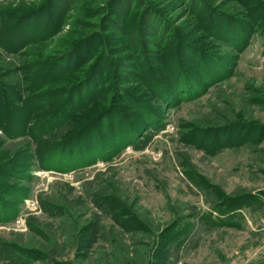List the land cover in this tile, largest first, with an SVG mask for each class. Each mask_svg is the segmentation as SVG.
<instances>
[{
	"label": "rangeland",
	"instance_id": "374dc122",
	"mask_svg": "<svg viewBox=\"0 0 264 264\" xmlns=\"http://www.w3.org/2000/svg\"><path fill=\"white\" fill-rule=\"evenodd\" d=\"M133 1L128 6L122 0H74L64 16L56 19L58 29L50 33L47 17L56 9L43 12V0H0V25L14 23L23 28V34L16 37L7 38V31L0 34V87L14 75L22 76L23 60L49 63L68 50L67 42L80 35L87 37L100 26L104 35L118 40L113 46L100 47L103 53L108 52L109 62H101L98 49H94L83 61L69 63L72 68L64 77L36 81L31 92L42 95L48 91L50 98L44 101L48 110L53 106L60 110L80 93L77 88L73 93V86L84 83L82 91L90 89L95 95L78 109L91 117L97 133L111 137L118 123L124 135L141 139L138 145H124L106 161L99 159L77 170L43 169L31 159L24 171L12 153L20 149L17 143L24 148L27 138L9 139L0 132V255L27 253L32 258L26 264H50L35 256L38 249L54 242L62 249L57 258L77 260L75 264H91L97 258L100 264H123L125 258L129 264H246L264 257V134L252 143L248 138L242 143L233 141V146L218 148L213 154L180 140L185 127L197 132L195 138L205 136L202 142L208 143L217 129L227 128L217 133L223 140L226 134L232 138L243 135L244 125H254L253 134L257 125H264V0ZM150 6L162 11L152 23ZM243 21H253L252 29L243 30ZM206 25L218 26L213 37L206 33ZM147 27L148 33L144 31ZM40 34L44 37L39 38ZM185 46L209 63L205 66L208 73L188 75L197 84H179L175 92H167L169 96L155 97V80L170 75L163 70L172 71L175 79V74L191 69L188 61L179 60L186 68L181 71L176 67L179 63L170 64L178 61V52ZM12 47L17 50L12 52ZM82 51L76 56L83 55ZM60 57L54 63L64 59ZM144 62L145 70L127 67ZM96 64L105 65L103 71L98 69L100 75L90 77L97 73ZM91 67L95 68L93 74ZM88 79L95 81L87 84ZM131 98L142 102L147 111L156 109L155 127L139 119ZM126 123L138 127H133V132L125 130ZM108 125L113 126V132H108ZM83 140L69 144L73 148L67 144L66 152L71 148L76 157L85 156L88 150L78 144ZM54 150L52 159H59L61 153ZM65 158L66 154L61 160ZM105 177H111L133 199L148 225L146 231L120 230L113 218L89 204L85 192ZM42 201L57 208L44 212ZM224 206L226 213L221 212ZM74 210L83 211L82 218L92 221L91 242L84 250L79 238L71 247L59 237L75 236L78 231L71 219ZM60 222L65 223L61 229ZM180 224H189V228L178 237V245L163 247L164 238ZM116 237V243L110 241Z\"/></svg>",
	"mask_w": 264,
	"mask_h": 264
},
{
	"label": "trees",
	"instance_id": "16d2710c",
	"mask_svg": "<svg viewBox=\"0 0 264 264\" xmlns=\"http://www.w3.org/2000/svg\"><path fill=\"white\" fill-rule=\"evenodd\" d=\"M122 1L126 2L128 6L132 2H134L133 0H122ZM73 3L74 0H43V6L41 8L43 12L47 11L51 7L56 9L54 14L49 15L47 17V20H49V25L47 27L50 26L51 29V30L49 29L50 33L58 29L55 28L57 25L56 19L63 17L65 11H67L70 7H72ZM148 9L150 11V14H152L150 17L154 20L152 21L149 17L150 23L155 22L157 19L160 18L162 11L152 6L148 7ZM125 14L127 17L128 13ZM243 22H244L243 30L252 29V26L254 25L253 21H248V22L243 21ZM47 27L44 26L43 29ZM98 27H99L98 29L99 31H94V32L91 31L92 33L87 37H83L82 35H80L79 38H77L76 40L67 42L65 48L68 50H66L65 52H60L57 55V57L52 59L49 63L37 62L36 59L35 60L33 59L32 61L23 60L22 61L23 70L21 74L22 76L18 77L14 75V77H12L10 81H8L7 83H2V86L0 87V132L4 135V137L9 139L10 138L24 139L25 137L27 138V140L25 141L26 144L25 147L23 148L21 147L22 144L17 143L19 144L20 149H17L15 152L12 153V155L13 154L15 155L18 163L21 164L22 170L28 171L29 169L28 167L31 165L30 162L31 159H35L37 161V166L43 169H54L56 171H62V172L72 169L77 170L82 166L96 162V160L100 159L106 161L110 159L112 156L116 154L118 149H120L126 144L138 145V143H140L141 139L134 138L132 140L131 136L124 135L121 130L123 129V127H121L122 125L118 123H117L118 129L115 132H113V130H110L113 128V126L108 125L107 127V130H109L108 132L109 133L113 132L111 134L112 135L111 137L107 136V134L97 133L95 131V129L93 128L94 122L90 121L91 117L89 116L88 118L83 112H79V109H81L80 107H83L84 104L90 102L92 96L95 95L93 92H90L91 90L88 89V87L86 88L88 90H86L85 93L82 91L83 90L82 86L84 85V83L82 85L80 83H77L76 86H73V88L71 87L72 89L70 88L71 91H74L75 88H77L75 91L78 90L80 93L76 98L73 95V100H68L67 106L63 107L60 110H58V107L56 106H53V109L48 110L47 108L48 103L44 102L46 101V99L50 98V93H48V91L47 93H43L44 95H46L45 98L43 94L42 96L39 93L31 92L34 89L36 81L40 79H48V78L57 79L59 77L60 78L64 77V75L68 74V71L72 68V65L69 68V63H71L73 60L75 64L78 63L79 61H83L87 56L88 57L90 56L89 54H91L94 51V49H98L99 56L101 57V62H104V60H106V62H109L108 52L103 53V50H100V47L102 46V44L113 46L118 42V40L114 39L112 36L109 37L108 35H104L102 29H100V26ZM0 28L2 29V32H0L1 35L3 31H7L8 34L7 38H9L10 36L16 37L17 35L23 34V28H21L19 24L12 23L9 26L1 24ZM217 28H215V25L204 26L206 33L207 32L211 33L209 34L210 37H213L216 34ZM147 30L150 31V27L144 29V31L148 33ZM43 37H44L43 34H40L39 38H43ZM15 42L16 44H19V42L17 41ZM2 46L6 49V46L4 45ZM186 48L189 49V54ZM16 50H17L16 48L12 47L11 51L15 52ZM79 50H83L82 52H84V54L81 56H76ZM197 52L198 51L193 52V50H190V48L186 46L182 47V49L179 50L178 61L174 62V64L173 63L170 64L175 65L176 63H179L176 65V67L178 68L177 70L180 69L182 70L183 68L184 69L186 68L183 67V65H181V61L182 62L188 61L191 62V69L182 70L184 72L188 71V74L187 72L186 73L182 72L181 75L180 72L178 74H175L173 72V74L176 75L175 79H172V71L166 72L165 70H163L165 74L170 73V75L162 76L161 81L158 78L157 80H155L156 82L155 85L158 87L155 90V97L164 98V96L165 97L169 96L167 92L169 90L170 91L174 90L175 92L180 85H192L195 82L197 84V81L194 78L190 77L191 74L193 76L194 73L197 72L196 74L204 76L208 73L207 69L205 71V66H208L209 63L206 61H201L203 58L200 56L201 54ZM58 56H61L60 58H64V59L62 61H60L61 59H58L57 60L58 62L54 63V61L58 58ZM104 66L105 65H101V64L97 65L96 74H93V70L95 68L91 67L90 71L92 72L93 75L90 77L95 78L99 76L100 72L98 71V69L103 71ZM127 67H129L132 70L136 69L137 72L138 69L145 70L146 63L144 62V64L141 63L139 65L130 64ZM29 68H32L34 70L37 69L36 71L38 72L36 73L30 72ZM155 70H158V67L155 68ZM135 76L136 78H141V76H138L137 74H135ZM94 81L95 79L94 80L88 79L86 83L89 84V83H93ZM75 91L73 93H75ZM130 104L138 111L137 114L139 115V119L144 120L145 122L143 123L146 126L153 128L157 125L158 121L156 120H158L157 118L158 115L156 116L157 113L156 109L152 110L153 112L147 111L143 103L140 102L138 99H134V98L130 99ZM132 122L133 125L137 124V122L134 121ZM69 123H73L72 126L68 129H65L63 131V135L60 134L61 129L69 125ZM133 125L126 123L125 130L129 129L132 130L133 132V129L138 127V125L137 126H133ZM244 126H245V130L243 135L240 134L238 137L232 138L229 134L228 135L226 134V137L223 140H220V138L217 137V133L226 132L228 131L226 130L227 128L217 129L216 136L212 138V140L208 141V143H206L205 141L202 142L205 139V136L200 134L199 137L195 138L196 135L194 134H197V132L190 131L188 130V128L185 127L182 128L183 130H181L180 140L185 142L186 144L194 143L196 146L203 148L207 153L213 154L214 151L218 148L225 146H233L234 145L233 141H235V143L237 142L242 143L246 141L252 143L254 142L253 140L260 139L261 138L260 136L264 134V125L262 124L257 125L258 129L255 134H253L254 125L250 124ZM143 136L145 137V135ZM83 137L84 140L78 144L80 146L82 145V148L84 149L83 151L86 150L88 151L87 153L83 154L85 156L81 157L80 155H78L76 157L77 154L76 152L74 153L75 150L71 149L73 148V145L72 146L70 145L73 142L75 143L76 139L77 141H79ZM245 138L248 139L246 141H243L242 139ZM62 143H64V145ZM67 144L68 145L70 144L69 146L71 148H69L66 152ZM53 150L54 153L56 152L61 153L59 159H52ZM65 154H66V158L63 161L61 160V158ZM97 180H98L97 182L98 186L97 187L95 186L94 188L89 189L88 192H85V196L87 195L86 199L87 201H89V204L93 206L95 209H99L104 214H107L108 216L113 218V221L119 227H121L120 230L127 229L124 231H130L134 234L146 231L148 229V225L144 224L143 216L139 215L138 208L135 206L133 199L127 197L126 194L122 192V190H120L115 185V181L111 177L99 178ZM249 196L252 198L254 195L252 194ZM251 198L249 199L251 200ZM261 199L262 201L264 200V195L262 196ZM40 207L44 212L47 211L51 212L50 208H57V205L46 204L45 202L42 201ZM224 207L225 208L222 209L221 211L222 213L227 212L228 209L227 206ZM13 211H14V206L11 208L12 214ZM72 215L73 217L71 219L73 220V223L74 221H76L77 224L75 225V227H77L78 231L76 232L75 236L71 234H65V235L59 234V237L60 236L63 237L62 243H64V245L71 247L75 246L76 240L79 238V242H80L79 246L84 250V248L86 246H89V243L91 242L92 237L90 238V235H92L93 233L92 232L93 225L91 224L92 221L83 219L82 218L83 211L81 210H74V214ZM58 224H59L58 227L60 229L65 225V223H61V222ZM175 226H176L175 229L171 230L170 236L167 239L164 238L165 242L163 247H165V245L170 246V244H172V247L174 245H178L179 243L178 237L184 236L187 229L189 228V224H187V226H185V224H180L179 226L177 225ZM84 231L85 234H82V232ZM102 237H104L103 234ZM115 239L117 241L119 240L116 237L114 238V240H110V241L111 242L114 241L113 243H116ZM157 239L158 238H156V240ZM158 243H160V239L157 240V244ZM173 243L175 244L173 245ZM152 244H154L153 240L150 241V248ZM61 250H62L61 244H54L53 242V245L50 243L49 246H44L41 251H39L38 249V254L35 257L45 260L46 263H48L49 261L50 264H75V262H77V260H75L73 263V261L66 262L65 260L58 259L57 256L62 254L60 253ZM120 252H121L120 254L123 255L125 249L120 250ZM161 253H163V248ZM33 254L35 255V252ZM29 258H32V256H29V254L27 253L21 255L15 254L14 257H10L9 255L3 254L0 255V262L11 261V264H26ZM121 259L123 260V258ZM146 259L147 257H145V262ZM91 264H100V259L97 258ZM109 264L112 263L109 262ZM123 264H129V259L125 258ZM246 264H264V257L258 258L257 260Z\"/></svg>",
	"mask_w": 264,
	"mask_h": 264
}]
</instances>
